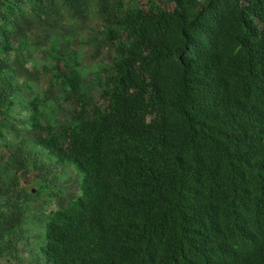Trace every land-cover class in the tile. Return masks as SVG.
Masks as SVG:
<instances>
[{
	"label": "trees",
	"instance_id": "16d2710c",
	"mask_svg": "<svg viewBox=\"0 0 264 264\" xmlns=\"http://www.w3.org/2000/svg\"><path fill=\"white\" fill-rule=\"evenodd\" d=\"M0 264H264V0H0Z\"/></svg>",
	"mask_w": 264,
	"mask_h": 264
},
{
	"label": "rangeland",
	"instance_id": "374dc122",
	"mask_svg": "<svg viewBox=\"0 0 264 264\" xmlns=\"http://www.w3.org/2000/svg\"><path fill=\"white\" fill-rule=\"evenodd\" d=\"M89 76L91 77L92 76V74H89ZM30 175H24V177H23V181L24 182H29L30 181ZM30 185V184H29ZM29 187H31V186H29ZM41 229V226L40 225H36V231H39ZM37 239H30L29 240V243H28V245L27 246H22L21 248H20V254H21V256L24 258V262L23 263H26V262H28V261H30V259H31V250L32 249H34V246L37 244Z\"/></svg>",
	"mask_w": 264,
	"mask_h": 264
}]
</instances>
